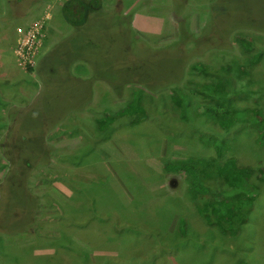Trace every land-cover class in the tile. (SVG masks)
Segmentation results:
<instances>
[{
	"label": "rangeland",
	"instance_id": "rangeland-1",
	"mask_svg": "<svg viewBox=\"0 0 264 264\" xmlns=\"http://www.w3.org/2000/svg\"><path fill=\"white\" fill-rule=\"evenodd\" d=\"M67 1L0 0V81L11 82L0 84V264H264V145H255L257 124L250 112L264 115V0H80L87 7V24L105 21L115 40L102 34L96 43L88 34L85 46L100 49L108 39L112 42L113 47L106 44L97 53L91 48L86 52L95 59H107L99 69L106 78L97 77L94 65L82 60L78 52L74 54L68 63V79L72 87L78 81H92L91 93L84 104H70V111L56 121L54 115L61 108L55 111L44 97L51 84L60 80L57 67L61 62L57 61H66L62 48L77 30L63 15ZM105 27L101 23L98 28L104 31ZM242 41L252 45L250 51ZM71 46L79 49L78 44ZM260 53V62L248 69L246 76L237 72L239 62L245 65ZM197 64L212 67V74L197 71L193 68ZM216 81L226 86L227 96L222 101L228 109L241 111V122L227 131L218 126L217 103L198 93L202 84ZM131 88L156 98L160 105L174 96L176 89H180L181 98L188 94L181 108L169 105L164 109L167 122L181 128L170 130L168 123L160 121L152 127L145 124L139 143L128 131L99 130L96 120L101 112L95 110L109 108L104 115L111 108L118 111L131 100ZM36 100L41 112L36 125L31 126L33 140L30 136L21 141V133L29 129L21 112L33 111ZM181 114L187 118L182 124L176 121L183 119ZM215 131L227 134L232 144L223 161L238 158L239 163L252 168L254 183L261 189L247 226L230 240L222 239L218 230L199 218L186 176L165 169L173 161L215 155L211 145L198 141L200 135ZM10 133L14 138L19 135L20 144H16L23 153L35 137L37 145L47 146V150L20 156L32 158V154L37 158L35 165H26L25 159L19 162V154L14 156L9 146ZM154 136L158 138L152 141ZM21 165L27 167L23 175L38 206H31L35 213L25 232H16L22 228L20 224L15 234H6L4 214L10 216L12 209L4 208L7 185L15 168L21 172ZM88 198L100 202L108 198L121 207L134 205L139 211L170 198L166 206L150 211L156 214L160 209L163 237L159 239L144 228L137 233L141 243L129 248L121 243L87 245L79 237L95 242L100 237L103 242V226L115 234L123 225H113V221H132L130 213H118L124 222L112 216L106 205H95L100 219L85 221L90 215L80 209L88 207ZM181 217L188 226L184 236ZM80 225L95 232L94 237H74ZM109 257L120 260H107Z\"/></svg>",
	"mask_w": 264,
	"mask_h": 264
},
{
	"label": "trees",
	"instance_id": "trees-1",
	"mask_svg": "<svg viewBox=\"0 0 264 264\" xmlns=\"http://www.w3.org/2000/svg\"><path fill=\"white\" fill-rule=\"evenodd\" d=\"M62 12L66 20L71 25L76 27L77 30H75L76 32L72 35L74 37H71L68 40V44H65V46L62 48L61 54L65 57L66 61H63L62 59H58L57 61V63L61 62V67H57V74H59L60 80L53 82L47 89L46 96H43L47 104H49L51 108L55 107V111L57 107L61 108L60 112H57L54 115V119L56 121L60 120L62 116L66 114V112L70 111L68 108L70 104L77 103L78 106L80 104H84V101L89 97L91 93V87L89 85L92 84V81H89V84L78 81L72 87V84L70 82L71 80L70 78L68 79V72L70 71L69 64L73 61L72 58L74 54L78 52L82 60L90 61L95 67L94 70L97 77L104 79L106 77L100 75L99 69L103 68L102 61L107 59H95L92 55H86V52L89 48H91L92 52L94 51L95 53H97L98 50H103L106 44H110V46L113 47L110 40L111 38L115 40V36L112 35V32L105 27V21H100L105 27L104 31L99 30L98 27H100L101 23L98 21L91 23L90 26L89 24H87V7L84 2L80 0H68ZM90 22L91 21H89V23ZM89 33L92 37L93 42L95 41L96 43H100L96 39H101L102 34L104 36L109 35L110 40L108 39L106 43H103L100 49H95L91 46H85L89 41V38L87 37ZM92 33L95 34L94 37L92 36ZM183 36L184 34H181V38ZM248 39L249 38L247 37V40ZM242 42L246 49L250 51L252 45L245 41ZM72 44H78L79 49L71 46ZM261 57V53L258 55H254L251 60H249V62H247V64L245 65L244 63L239 62V68H237V72L240 75L246 76L248 74V69L256 66L260 62ZM193 68L205 74H212L211 72L213 70L212 67H207L202 64H197ZM62 76H66V78H61ZM97 77H95V79ZM3 83L11 84L9 80L0 81V84ZM66 85L68 88L64 89ZM225 88L226 86L222 81H216L209 84H202L200 86L199 92H197L200 93L201 97L204 100L206 98H210L213 100V102L217 103L216 109L220 112V120L218 121V126L221 129L227 131V129L232 128V126L234 128L241 122V117L239 115L241 111L232 112L222 101V99L227 96V91ZM63 89L65 94L62 93ZM131 91L133 95L131 100L124 107L118 108V111H115L111 108L110 113L108 115H104V112H109V108L105 107L102 110H95L98 113L101 112V117L97 118L96 121H98L99 130L102 131L106 128H112L114 131H116V133H122L123 130L124 132L128 131L132 134V138H134L137 142L142 140L141 137L144 130H142L141 128L143 125L149 123L150 127H152L153 124H156L159 121L168 123L167 120H170L167 114H165V107L171 105L173 109H175L176 107L181 108L186 101V95H188L183 94V97L181 98L182 93L180 89H176V94L174 96H170L169 100H166V102L160 105L156 98L152 99L150 96L144 94L141 90L131 88ZM49 95H51L52 98H50ZM64 95L65 97H63ZM39 102V100H36V102L33 104V111L32 109H24L21 112L20 116L22 118H24L25 116V119L29 121V124L26 125V127H29V129L24 130L21 133V141L30 138V136H32L33 140L31 126L36 125L35 121L37 119V115L39 114V112H41V105L39 104ZM161 107L163 108L161 109ZM90 109H92V107ZM246 112L248 113L249 111ZM250 112L253 113V118L255 120V123L257 124V137L255 139V145L262 146L264 145V115L257 110H250ZM181 116H183V119L176 118V121H179V123L182 124L184 120H187V118L184 117L183 114H181ZM151 117H156L157 120L155 122H152ZM256 121H258V123ZM168 124L170 130L174 129L178 131L181 128L179 124L173 125L172 122H169ZM24 132L27 134L25 137ZM216 132L217 131L214 132L215 134H202L198 138V141H200L201 143L209 144V146L211 145V147H213L215 150V155L209 158L202 159L192 158L188 162L173 161L168 164L165 169L170 173L182 174L186 176L190 183V198L193 200L194 209L199 218L203 220L205 224L210 228L218 230L222 239L228 238L230 240L236 238L239 235L240 231L242 229H245V227L247 226V223L249 221L248 219L252 215L257 199L261 194V189L259 185L254 183L252 168L239 163L238 158L231 157L223 161L224 155L228 153L226 149H230V147H232V144L228 142V139L226 137L227 134L221 132L217 134ZM175 134L180 133L176 132ZM12 135L13 134L10 133L11 141L9 142V146L11 145L14 156L15 154H19V162L21 159V162L25 159V161H27L26 165H35L37 162V158H34L32 154V158H21L20 156H23L24 154H27L29 152L41 153L43 152V150H47V146L37 145L38 139L35 137V142H33L34 144L29 145L31 148L27 149V151L24 150L26 152L23 153L22 148H18V145L16 144L17 142L19 143V135L16 138H14V136ZM189 135L193 136L191 133H189ZM157 138V136H154L151 140L155 141L157 140ZM43 156L49 157L47 154H44ZM26 168L27 167L25 165H21V172L19 171V169L15 168V171H13V177L10 183L7 185L8 192L7 199L6 201H4V208L11 207L12 209L9 210V212L11 213L10 216L4 214L5 226L7 225L6 227L8 228L6 234H15V230L20 224L23 229L21 228L16 232H25L32 225L33 214L35 213V209H32L31 206H38L36 199L37 197H35V195H33L27 188V186L29 185V181L28 178L25 179L23 175L24 173H26L24 172ZM74 196H77V193L74 192ZM169 200L170 198H165L160 201L159 204L156 203L154 205H151L144 211H139V209L134 205L126 204L125 206L121 207L115 201H112L108 198H106V200H103L102 202H100V200H89L88 198V200H86L88 207L80 209V212L82 214L90 215L85 221H90V217L92 220L101 218L96 212L98 211V208L95 207V205H106V207L111 212L113 211L112 216H119L123 222L124 218H122L118 213L121 212L125 215H128L130 213L132 216V221L129 219H125L124 223H121L120 221H113V225H123V227H121L120 229L116 228V231L118 232L115 234L109 232L107 230V226H103V228L106 229V233L102 235V237H104L102 239L103 242H101L99 236V239L96 242L88 239V237H79L78 234H87V236L94 237L95 232H92V230L81 229L84 225L76 226L78 231L74 233L76 235L74 237H79L83 240L84 243L92 247L97 246L93 244L94 242L95 244L105 245L121 243L124 248H129L133 244H140L141 241H139L137 233L145 229H148L147 232L149 234L153 233L157 238L161 239L164 235V230L160 228V211L158 210H160L162 206H166ZM92 207H94V210H91ZM157 207H160V209L156 210V214L150 212ZM107 212L109 211H106V213ZM81 213L79 214L81 215ZM137 213L141 217H138L139 215H137ZM78 217L79 216L75 215V218ZM139 220L145 222V224L142 225L141 223H137L139 222ZM179 225L182 229L181 235H187L188 226L186 218L181 217ZM85 231H88V233H84ZM65 235L69 237L71 236V233L66 232ZM4 252L7 253V256L11 255V253L5 249ZM107 260H114L116 262L119 261L120 258L109 257L107 258ZM140 261H146V259H141ZM9 263L10 261L8 262V264ZM241 263L246 264L245 262Z\"/></svg>",
	"mask_w": 264,
	"mask_h": 264
}]
</instances>
